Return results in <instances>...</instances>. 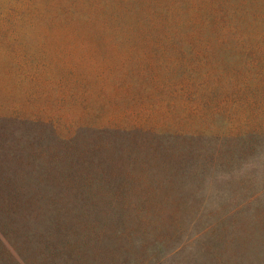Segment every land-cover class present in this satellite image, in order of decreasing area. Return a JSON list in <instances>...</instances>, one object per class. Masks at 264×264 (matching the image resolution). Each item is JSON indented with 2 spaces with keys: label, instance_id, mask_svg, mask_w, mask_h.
<instances>
[{
  "label": "rangeland",
  "instance_id": "rangeland-1",
  "mask_svg": "<svg viewBox=\"0 0 264 264\" xmlns=\"http://www.w3.org/2000/svg\"><path fill=\"white\" fill-rule=\"evenodd\" d=\"M88 105L180 136L153 172L177 212L110 262L264 264V0H0V113Z\"/></svg>",
  "mask_w": 264,
  "mask_h": 264
},
{
  "label": "trees",
  "instance_id": "trees-1",
  "mask_svg": "<svg viewBox=\"0 0 264 264\" xmlns=\"http://www.w3.org/2000/svg\"><path fill=\"white\" fill-rule=\"evenodd\" d=\"M99 116L88 105L66 129L63 116L0 113V264H113L177 212L153 172L180 136Z\"/></svg>",
  "mask_w": 264,
  "mask_h": 264
}]
</instances>
